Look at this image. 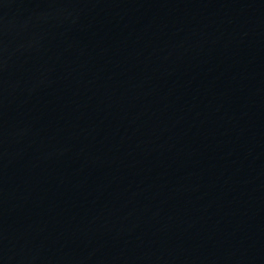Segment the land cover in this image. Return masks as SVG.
Instances as JSON below:
<instances>
[{
    "label": "water",
    "instance_id": "1",
    "mask_svg": "<svg viewBox=\"0 0 264 264\" xmlns=\"http://www.w3.org/2000/svg\"><path fill=\"white\" fill-rule=\"evenodd\" d=\"M0 264H264V0H0Z\"/></svg>",
    "mask_w": 264,
    "mask_h": 264
}]
</instances>
